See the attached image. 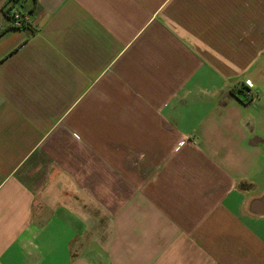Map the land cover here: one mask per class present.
Masks as SVG:
<instances>
[{
	"label": "crops",
	"instance_id": "1",
	"mask_svg": "<svg viewBox=\"0 0 264 264\" xmlns=\"http://www.w3.org/2000/svg\"><path fill=\"white\" fill-rule=\"evenodd\" d=\"M0 264H264V0H0Z\"/></svg>",
	"mask_w": 264,
	"mask_h": 264
},
{
	"label": "built area",
	"instance_id": "2",
	"mask_svg": "<svg viewBox=\"0 0 264 264\" xmlns=\"http://www.w3.org/2000/svg\"><path fill=\"white\" fill-rule=\"evenodd\" d=\"M9 13L12 18V25L14 28H24L28 26L30 18L27 13H23L19 5H10Z\"/></svg>",
	"mask_w": 264,
	"mask_h": 264
},
{
	"label": "trees",
	"instance_id": "3",
	"mask_svg": "<svg viewBox=\"0 0 264 264\" xmlns=\"http://www.w3.org/2000/svg\"><path fill=\"white\" fill-rule=\"evenodd\" d=\"M231 92L244 102H250L254 97L253 93L250 92V89L244 84L233 86Z\"/></svg>",
	"mask_w": 264,
	"mask_h": 264
}]
</instances>
